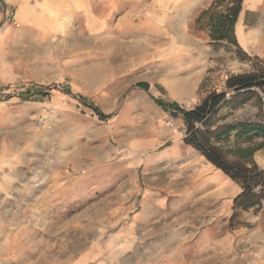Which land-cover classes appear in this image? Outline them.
Instances as JSON below:
<instances>
[{
    "label": "rangeland",
    "instance_id": "1",
    "mask_svg": "<svg viewBox=\"0 0 264 264\" xmlns=\"http://www.w3.org/2000/svg\"><path fill=\"white\" fill-rule=\"evenodd\" d=\"M212 1L187 16L158 4L151 20L134 4L96 3L102 24L78 16L60 37L0 52V264H264V198L237 207L241 185L155 101L191 108L225 90L226 75L264 74V0H244L239 45L213 42L196 21ZM175 42L183 51L171 54ZM195 76L193 96L174 94ZM260 86L217 123L264 121ZM223 144L263 145L253 158L264 170V137Z\"/></svg>",
    "mask_w": 264,
    "mask_h": 264
},
{
    "label": "trees",
    "instance_id": "2",
    "mask_svg": "<svg viewBox=\"0 0 264 264\" xmlns=\"http://www.w3.org/2000/svg\"><path fill=\"white\" fill-rule=\"evenodd\" d=\"M243 2L244 0H213L196 21L208 28L213 42L239 45L235 26L242 13ZM262 84L264 74L245 72L226 75L225 90L209 93L191 108L173 99L155 98L163 110L181 119L185 125L184 142L198 150L210 164L241 185L242 191L236 196L234 203L242 208L259 206L264 198V187L259 192L255 190L259 185L264 186V170L259 168L253 158L255 151L263 145L256 148L250 146L229 148L225 147L223 142L229 140L233 134L236 139L250 135L264 137V121L248 120L218 124L216 117L223 107H229L232 111L240 108L252 97L254 93L252 88ZM50 88L51 86L37 90L28 89L26 93L27 96L35 94L44 96L48 93L45 90ZM79 99L101 120L111 116L97 105L88 102L86 98L79 96Z\"/></svg>",
    "mask_w": 264,
    "mask_h": 264
},
{
    "label": "crops",
    "instance_id": "3",
    "mask_svg": "<svg viewBox=\"0 0 264 264\" xmlns=\"http://www.w3.org/2000/svg\"><path fill=\"white\" fill-rule=\"evenodd\" d=\"M163 1V3H162ZM120 0V7L125 4H134L139 13L151 20L150 17L158 13V4L161 7L159 13L175 4L180 9L181 16H187L188 9L199 10L205 7L210 0ZM109 0H0V52L6 46H14L15 42H25L36 35L40 38L60 37V34L71 30V24H75L78 16H84V21L90 24H102L103 13H95V4L99 7L108 6ZM98 15H100L98 17ZM182 42L171 43L170 53L183 51ZM192 80L183 81L180 90L175 95L193 96L202 81L195 76ZM180 92V93H179ZM176 100V99H175ZM179 102V100H176ZM180 103V102H179Z\"/></svg>",
    "mask_w": 264,
    "mask_h": 264
},
{
    "label": "built area",
    "instance_id": "4",
    "mask_svg": "<svg viewBox=\"0 0 264 264\" xmlns=\"http://www.w3.org/2000/svg\"><path fill=\"white\" fill-rule=\"evenodd\" d=\"M258 93H259V95L261 97L262 108H263V111H264V84L258 88Z\"/></svg>",
    "mask_w": 264,
    "mask_h": 264
},
{
    "label": "bare ground",
    "instance_id": "5",
    "mask_svg": "<svg viewBox=\"0 0 264 264\" xmlns=\"http://www.w3.org/2000/svg\"><path fill=\"white\" fill-rule=\"evenodd\" d=\"M206 176V175H205ZM215 177V176H214ZM213 180V179H212ZM213 181H215V180H213ZM220 181H221V179H220ZM227 187H230V186H226L225 188H227Z\"/></svg>",
    "mask_w": 264,
    "mask_h": 264
}]
</instances>
